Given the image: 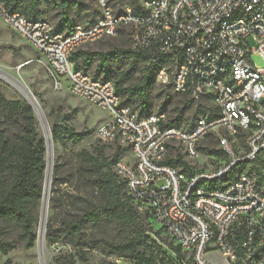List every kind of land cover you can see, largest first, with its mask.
Wrapping results in <instances>:
<instances>
[{
    "label": "built area",
    "instance_id": "obj_1",
    "mask_svg": "<svg viewBox=\"0 0 264 264\" xmlns=\"http://www.w3.org/2000/svg\"><path fill=\"white\" fill-rule=\"evenodd\" d=\"M95 3L94 20L70 33L10 12L2 0L0 18L41 56L54 89L107 113L95 133L122 151L113 172L193 264H264V192L245 171L227 179L264 155V0H140L139 10L119 12L107 0ZM126 31L130 50L157 66L158 84L210 111L189 128L168 124L164 112L141 116L122 104L112 79L75 69V50ZM209 139L223 157L202 170L200 148ZM173 150L187 171L165 163Z\"/></svg>",
    "mask_w": 264,
    "mask_h": 264
},
{
    "label": "trees",
    "instance_id": "obj_2",
    "mask_svg": "<svg viewBox=\"0 0 264 264\" xmlns=\"http://www.w3.org/2000/svg\"><path fill=\"white\" fill-rule=\"evenodd\" d=\"M10 12L21 13L28 19L40 16V8L45 0H2ZM138 4L135 7V4ZM134 10L140 9V0H131ZM61 16L58 27L66 28L64 33H70L75 24L69 16V1H61ZM113 9V8H112ZM114 10V9H113ZM121 11V10H120ZM119 12V11H115ZM88 23V21H86ZM61 32V31H60ZM123 34L129 36L126 31ZM131 55L134 60L147 58L129 50H112L108 52H87L77 49L70 60L75 69H87L94 58H98V67L108 65L117 55ZM135 62H132L134 65ZM157 66L147 64L139 84L124 86V77L116 82L117 94L122 104L132 110L138 106L143 111L149 109V91L155 84ZM111 79V78H110ZM115 83V82H114ZM168 100V97L166 98ZM200 107L196 110L199 111ZM135 111V110H134ZM179 111L177 117H181ZM147 115V114H146ZM142 116V115H141ZM14 118L19 129H7L2 125ZM175 124V120H167ZM52 143L62 148L56 154L50 181L49 206L50 214L46 218L44 238L48 244L62 246L52 257L53 264H76L75 254L64 250L65 245H80L82 249L96 250L104 255L130 258L138 264H193L190 257L187 260L181 255V248L171 241L159 243L151 235L159 237L160 229L154 230L153 221L148 213L140 212L126 194L125 183L113 172V163L121 156V149L114 146L111 158L105 156V147L89 152L81 150L75 155L69 148L75 147L86 134L77 132L69 123L68 117L56 113L50 125ZM204 153L223 157L219 150L201 147ZM177 151V152H176ZM64 152V153H63ZM168 157L165 163L182 168L188 167L178 150ZM46 144L43 136L36 128V117L27 101L8 100L0 91V253L7 254L10 250L22 245L31 248L36 241V225L41 212L44 183L46 177ZM71 154V155H70ZM66 155H74L73 163L69 165ZM263 155L249 163L251 169H256L257 162H264ZM239 164L230 173L235 177ZM69 166V174H65ZM246 172V171H245ZM247 173V172H246ZM260 175V172H258ZM75 178V184L72 185ZM262 181L264 182V178ZM71 185L73 188H70ZM78 207L77 213H74ZM110 224L129 228L130 236L120 241H114L106 236ZM95 229V232L93 231ZM14 232L17 234L14 235ZM166 248H163V245ZM80 251V257H85ZM5 264H9L6 260Z\"/></svg>",
    "mask_w": 264,
    "mask_h": 264
},
{
    "label": "rangeland",
    "instance_id": "obj_3",
    "mask_svg": "<svg viewBox=\"0 0 264 264\" xmlns=\"http://www.w3.org/2000/svg\"><path fill=\"white\" fill-rule=\"evenodd\" d=\"M61 1L62 0H45L44 5L40 8L41 14L37 17L46 19L55 30L65 32L66 28H60L57 24L61 16ZM68 1L70 7L68 12L72 24H84L86 21L92 22L99 13L95 3L96 0ZM107 2L114 11H120L126 6L133 8L131 0H107ZM137 5L136 3L135 7H137ZM248 43L253 45L251 38L248 39ZM130 47L131 43L129 37L121 33L118 36L82 46L79 49L87 52H108L112 50H129ZM41 59V56L30 48L21 37L9 29L0 18V91L3 92L5 98L8 100L26 101V97L19 92L11 81L15 80L23 84L34 95L42 108L43 121L40 122V120L36 118V128L42 136L46 128L49 130L55 114L60 113L68 117L69 123L77 132L86 134L75 147L69 148L64 152L68 154L72 151L75 155L81 150L94 152L101 147H105V156L111 158L115 151L114 146L102 141L95 133L97 126L107 118V113L97 106L73 95L65 87L60 90L54 89L45 72ZM132 62H135V64L133 63L134 65H132ZM99 63V59L94 58L89 67L82 70L88 72L95 78H111L115 84L121 77H124V86L139 84L145 72V68L147 67V64L143 60L137 59L135 61L131 55L122 54L110 60L108 65L106 64L102 67H98ZM167 97L168 100H166ZM148 101L149 109L147 111L141 110L139 106L134 109L138 115L164 112L168 120L174 119L176 121L175 125L182 128L191 127L199 114L210 111L207 102H195L191 100L188 95L177 94L170 87L160 85L156 81L153 88L149 91ZM197 107H200L199 111L196 110ZM179 111L183 112L181 117H177ZM2 126L14 130H18L20 127L19 124L14 121V118L8 119ZM205 145L208 150H217L218 148L215 139H209ZM60 151H63L62 148L53 144V162L56 154ZM176 152L171 153V156L176 154ZM74 155L73 158L69 155L65 156L69 165L73 163ZM262 157L264 160V155ZM220 159L221 158L216 155L208 154L206 151L201 155L198 161L202 163L200 164V168L203 170L215 167L220 163ZM249 166L250 164L244 163L241 164L238 169H247L245 171L250 175L254 185L264 192V182L261 178H264V162H257L255 164L256 169H251ZM69 168V166L66 167L65 174H69ZM258 172H260V175ZM50 181L51 177L49 178V189ZM163 183V181H158L159 185ZM70 184H75V178ZM45 185L46 181L44 183V190ZM72 185L70 188H73ZM77 208L78 207H75L74 213L78 212ZM49 214L50 206L48 203L44 219H46ZM41 217L42 213L40 212L39 220L35 228L37 238L34 246L31 248H24L22 245H18L7 254L0 253V264H5L6 260H9V264H53L52 257L62 246L59 244H48L45 238H43L44 231ZM151 225L154 230H158L160 227V224H156L155 222L151 223ZM93 231L95 232L94 228ZM15 234L17 233L14 232V235ZM130 235L129 228H124L115 224H110L106 229V236L114 241L126 239ZM151 236L159 243L166 242L169 244L171 242V240L161 232L159 237L153 234ZM63 247L64 250H68L75 254L77 259L76 264H138L135 260L130 258L104 255L96 250L90 251L87 248L82 249L80 245H65ZM163 248H166L165 244ZM80 251L86 253L85 257H80ZM181 255L185 260L188 259V255L185 252H181Z\"/></svg>",
    "mask_w": 264,
    "mask_h": 264
},
{
    "label": "bare ground",
    "instance_id": "obj_4",
    "mask_svg": "<svg viewBox=\"0 0 264 264\" xmlns=\"http://www.w3.org/2000/svg\"><path fill=\"white\" fill-rule=\"evenodd\" d=\"M13 80V79H12ZM11 83L19 90V92L25 96L31 103L32 105L34 106L35 108V111L37 113V115L39 116V119L41 121H43V112H42V108L39 104V102L35 101L28 88H26L23 84L13 80L11 81ZM45 138H46V142H47V159H46V177H45V181H46V185H45V190H44V196H43V199H42V208H43V212H42V208H41V213H42V217H41V223L43 225V231H44V225H45V221L46 219L45 218V214H46V207L48 206V201H49V178L51 177L52 175V167H53V164H52V160H53V143H52V139H51V134H50V131L46 128L45 132L43 133ZM47 178V179H46Z\"/></svg>",
    "mask_w": 264,
    "mask_h": 264
},
{
    "label": "water",
    "instance_id": "obj_5",
    "mask_svg": "<svg viewBox=\"0 0 264 264\" xmlns=\"http://www.w3.org/2000/svg\"><path fill=\"white\" fill-rule=\"evenodd\" d=\"M30 92V91H29ZM30 94H31V96H32V98L35 100V101H37L36 100V98L34 97V95L30 92ZM26 99V101L28 102V104L32 107V109H33V111H34V114H35V117L36 118H38L39 119V116L37 115V113H36V111H35V108H34V106L32 105V103L27 99V98H25ZM40 120V119H39ZM40 122H42L41 120H40ZM49 131H50V129H49ZM43 138H44V140H45V144H46V149H47V142H46V138H45V136L43 135ZM43 199V198H42ZM49 202V201H48ZM42 208V207H41ZM45 223H46V220H45ZM44 235H45V225H44ZM44 238V237H43Z\"/></svg>",
    "mask_w": 264,
    "mask_h": 264
}]
</instances>
